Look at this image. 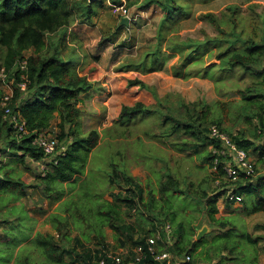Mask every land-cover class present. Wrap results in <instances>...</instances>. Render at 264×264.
<instances>
[{
	"label": "trees",
	"instance_id": "obj_1",
	"mask_svg": "<svg viewBox=\"0 0 264 264\" xmlns=\"http://www.w3.org/2000/svg\"><path fill=\"white\" fill-rule=\"evenodd\" d=\"M85 1L0 0V68L6 72L4 80L12 89L8 107L20 120L25 122L27 131L25 135L18 137L9 118L4 115V107L0 104V152L2 145H5L1 154L11 156L26 169H29L31 161L45 159L44 173L46 172V174L42 178L43 193L51 200H55L65 191L63 188L60 189L56 182L71 181L75 174L80 173L85 164L83 162L99 139L96 130L80 133L77 127L83 112L78 104L82 101V94L87 92L93 83L84 70V73L81 74L76 69L74 58L60 56L58 47L59 39L62 36L60 32L66 30L65 27L69 25L70 19H76L77 23L81 24H93L92 12L94 9L92 4L100 0ZM109 1L120 4L118 0ZM131 1H125L128 9L134 5L140 10L145 6L160 7L164 13L163 19L172 16L182 7L175 0H142L139 6H137L139 1L137 3ZM237 7L228 5L232 14ZM201 15L206 19L209 27L200 28L201 37H187L177 41V45L187 48V54H190L208 43H225V47L216 55L219 61L207 66L201 64L196 72L218 80L221 78L222 72H229L240 67L253 76V79L244 87L237 89L244 101L239 106L243 118L246 121H249L251 117L257 119V124L251 131L252 137L247 136L246 128L244 131L233 133L227 127L221 126L219 116L208 118L209 106L203 99L185 102L183 98L179 97L172 100L171 93L159 97L156 91L152 90L138 76L124 77V87L149 88L156 103L153 106H147L141 99L136 100L133 104L123 103L118 113V122L125 124L147 107L156 108L162 113V122L159 127L160 133L155 136L170 137L173 135L177 137L179 140L174 141L172 145L180 151L189 149L201 151V148H204L202 158L214 174L212 183L217 178H219V182L214 186L207 187H190V184L180 186L173 174L166 173L160 181L161 197L166 199L170 196L197 197L200 201L205 202L208 219L225 227L227 223L230 224V221L225 219L218 221L214 215L218 211L220 198L223 199L228 211H230L231 205L236 203L233 199L224 198L228 189L241 197L240 204H243L244 209L247 208V213L264 210V32L259 38L250 35L244 36L241 30H237L235 19L232 20V27L226 29L213 12ZM105 40L107 38L103 37L98 43ZM169 43L174 45V39H170ZM23 60H25V64L22 65ZM146 69L157 70L158 68L152 66ZM23 80L26 82L25 89H21L18 85ZM5 93L0 92V100ZM57 118L60 119L59 122H56ZM213 124L228 133L238 147L245 149L248 155L253 157L255 168L253 175L246 176L241 171L235 181L224 178L225 171L222 162L224 157L222 154L218 156L212 151L213 147L220 146L219 141L210 136V126ZM43 130L53 131L59 142L65 144L66 148L63 154L50 157L45 155L40 147L32 143L33 136ZM184 135H190L192 139L184 140L181 138ZM216 157H218V162L217 169L214 171L212 166ZM1 163L2 158L0 157V224L3 225L0 228V233H3V240L0 239V264H6L12 257L13 247L17 241L29 235L26 225L29 215L21 207L9 206L18 199L16 193L18 189L25 193L26 185L20 178L13 176V166L9 162ZM112 165L114 164H111L110 184H114L116 176L121 177V184L117 183L120 190L114 194L115 199L121 201L127 216H130L133 209L139 213V217L130 223L124 217H120L114 208H111L113 205L111 202H107V204L101 202L98 205L103 223L110 225L120 236L127 237L119 239L121 247L132 245L128 247L132 249L139 243L145 246L146 237L159 231L161 239L156 244L157 251H170L178 259L183 258L186 254L191 255L197 245L196 243L190 244L188 242L190 240L183 242L181 223L173 226L168 234L165 231L166 220H172L174 217L169 213V207L155 210L153 196H150L148 204L142 203L140 182L131 174ZM209 190L211 196L208 195ZM142 206L151 211L150 214L153 218L144 216ZM68 209L70 206L63 208L67 211ZM58 215V213L53 214L52 220L60 221ZM66 217L68 222L69 214H66ZM73 225L75 226L74 223ZM100 230L96 231V233L98 232L97 244L100 245L97 248L83 247L80 240L77 239L79 237L75 236L74 240H77L76 243L82 247L81 251L75 248L77 244L69 239L71 237L68 238L67 234H62L61 230H57L60 239L69 240L68 245L65 244L66 247L59 245L56 241L48 242V236L36 232L30 242L21 245L17 250L14 255V264L60 263L64 262L65 252L69 255V264H93L94 259L99 257L103 248L107 249L108 246L106 237L99 232ZM36 240L35 246L42 248V252L37 253V258L42 253L49 261L36 263L30 259L32 257L31 246ZM149 258L151 257L149 256ZM192 260L191 255L189 264L192 263ZM153 264H158V262L153 261Z\"/></svg>",
	"mask_w": 264,
	"mask_h": 264
},
{
	"label": "rangeland",
	"instance_id": "obj_2",
	"mask_svg": "<svg viewBox=\"0 0 264 264\" xmlns=\"http://www.w3.org/2000/svg\"><path fill=\"white\" fill-rule=\"evenodd\" d=\"M100 1L92 4L93 24H81L77 23L76 19H70L66 30L60 32L62 36L58 42L61 57L74 58L76 69L81 74L84 73L83 70L92 72L96 68V76L99 77L96 89L91 87V90L82 94L84 105L78 104L79 107L84 109L85 106H89L88 109H92L91 100H95V93L96 114L105 109L110 119L118 115L123 102L133 104L141 99L147 106H153L156 101L149 88L124 87V77L138 76L156 91L159 97L171 93L172 100L179 97L185 102L203 99L209 106L208 118L219 116L221 126L227 127L233 133L244 131L246 128L247 136L252 137L251 131L257 124V119L251 117L246 121L243 118L239 106L244 101L237 89L244 87L253 76L240 67L222 72L218 80L196 72L201 64L207 66L217 63L219 59L216 55L225 47V43H208L199 50L187 54L188 49L177 45V41L187 37H201L200 28L209 27L201 15L206 12L216 14L226 29L232 27V20L235 19L237 30H241L244 36L259 38L264 32V0H175L182 7L166 19H163L164 13L160 7L140 6V10L134 5L129 8V13L134 18L128 19V25L118 23L120 16L112 11L115 3L109 0ZM125 1L128 2L118 0L123 4ZM132 1L136 3L139 1L137 6L142 2ZM228 5L238 6L234 14ZM103 37L107 40L98 43ZM172 38L175 41L174 45L169 43ZM152 66L158 69H146ZM90 81L94 83L92 79ZM7 84L4 83V86ZM4 86L3 88L7 89ZM85 118L86 115H80V123L77 125L80 133H87L92 129L91 123L89 125L88 122H82ZM59 120L57 118L56 122ZM129 122L130 131L118 134L115 141L110 137L116 135L113 130L114 127L118 128V125L115 126L113 121L108 129L105 128L100 143L90 151L89 158L86 157L83 162L84 170L73 180L66 181V188L68 186L67 189L71 191L73 198L56 201L53 206L58 205L56 211L69 214V221L67 222L66 215L62 214L58 215L60 221H51L49 213H55V210L54 207H50L44 209V212H32V216L35 217L26 220L28 231L46 229L53 232L56 228L61 230L62 234H67L68 238L78 236L84 243L83 247L97 248L100 245L97 244L96 231L101 229L99 232L106 237L107 249L125 250L121 247L119 239L127 237L120 236L110 225L103 223L98 208L101 202L104 204L111 202L113 204L111 208L130 223L139 217V213L135 211L127 216L121 201L115 199L114 194L120 190L117 183L121 184V177L116 176L114 184H110L111 164H114L113 167L132 173L140 182L142 203L148 204L150 196H153L155 210L169 207V213L174 217L172 220L167 219L165 224H168L171 230L173 226L181 223L183 242L190 240L188 241L190 244L197 245L191 254L193 257L191 264H256L258 247L256 240L261 237L259 236L261 233L264 235V227L261 226L264 223L262 222L264 210L247 213V208L244 209L239 201L231 205L228 211L226 205H223V199L220 198L218 211L214 217L218 221L229 220L230 224L227 223L224 227L208 219L205 202L197 197L162 198L160 181L166 173L173 174L180 186L190 184V187H207L218 183L216 179L212 183L214 174L202 158L205 149L180 151L172 145L174 141L179 140L177 137L173 135L156 137L155 134L160 133L159 127L162 122V113L156 108L147 107ZM181 138L192 139L190 135ZM3 149L5 145H2L0 157ZM250 158L253 161V157ZM31 168L38 171L33 163ZM63 184L60 181L56 182L60 189L64 187ZM209 192L210 190L208 195L211 196ZM63 204L70 206V209L63 210L65 207ZM142 208L144 216L153 218L150 210L143 206ZM40 231L37 232L40 234L42 233ZM65 240L67 239L62 240L48 235V242L56 241L61 246ZM33 244H37V240ZM42 247L44 248L43 245ZM75 248L78 251L82 250L80 245ZM36 257L35 251L33 259Z\"/></svg>",
	"mask_w": 264,
	"mask_h": 264
},
{
	"label": "built area",
	"instance_id": "obj_3",
	"mask_svg": "<svg viewBox=\"0 0 264 264\" xmlns=\"http://www.w3.org/2000/svg\"><path fill=\"white\" fill-rule=\"evenodd\" d=\"M113 13L119 16H127L129 20L133 19L129 13V9L123 4H114L112 7ZM22 65L25 64L23 60ZM6 72L0 68V80L6 82ZM7 83V82H6ZM18 85L21 89L26 88V82L20 81ZM12 97V89L9 90L1 97L0 104L4 107V115L9 118V121L14 128V132L18 137L26 134V126L23 120L14 114L8 107V101ZM210 136L219 141V147H213L212 151L216 154H222L225 171L224 178L226 180L235 181L243 171L245 175H253L255 172L254 163L248 155L247 151L241 147H238L228 133L222 131L215 124L210 126ZM32 143L40 147L45 155L53 157L56 154H63L65 151V144L59 142L53 131H39L33 136ZM218 157L214 159V165L212 169H217ZM44 169V165H41ZM219 182V178L216 179ZM224 198L239 202L241 197L235 195L231 189L225 192ZM134 211V209H133ZM165 231L168 234L170 232V226L164 225ZM161 239L159 231H155L150 236L146 237V245L139 243L132 248V253L128 249L111 250L103 249L99 253V257L94 259L93 264H153V261H157L158 264H189L191 255L186 254L183 258H175L170 251H157L156 244ZM106 250V251H105ZM149 256L151 258H149Z\"/></svg>",
	"mask_w": 264,
	"mask_h": 264
},
{
	"label": "crops",
	"instance_id": "obj_4",
	"mask_svg": "<svg viewBox=\"0 0 264 264\" xmlns=\"http://www.w3.org/2000/svg\"><path fill=\"white\" fill-rule=\"evenodd\" d=\"M94 68H95V66H94ZM85 73L89 76V79L90 80L92 79L93 82H94L91 89H93V88L96 89V82H98V78H99V77L96 76L97 75L96 74V68L92 72H85ZM4 83H6V82H1L0 81V92H7L9 90V88H11L7 83H6L7 86L6 85L4 86ZM3 86L7 87V89H4ZM81 98H82V96H81ZM94 99L95 100H93V99L91 100L93 108L92 109H88L89 106H85L86 108H84L83 112H82L83 115H86L85 120L83 119L82 122H84V123L88 122L89 125L92 124L91 128L96 130L98 132V134H99V139H98L97 143L95 144V146L92 149H94L100 143V137L102 136L103 130L105 128L111 126L113 124L112 123L113 121L115 122V126L118 125V128L114 127L115 129L113 131L115 132L116 135L110 137V139L112 141H115L118 138V137H116V136H118V134H121L122 132L130 131V122H127L125 124H120L118 122L119 117H118L117 114H116L117 116L115 115L111 119H110L109 113L107 114L105 109H104L103 112H100V114L99 113L96 114V93L94 94ZM123 103H127V102H123ZM79 104H83V98H82V101ZM118 113H119V111H118ZM92 129H90V130H92ZM89 155H90V153H89ZM89 155L87 156V158H89ZM1 158H2V163L9 162V164H11L13 166V171H14L13 176H15L17 178H20L22 180V182L26 185L25 188H24L25 193L21 192V190L18 189L16 191V193L18 194V199L15 200L14 202H12V204H9V206L10 205H14V207H21V208H23L24 211H26L28 213L29 217H35V216H32V212H34V213H36L37 211L38 212H44L43 211L44 209H47V208H50V207L53 208L54 207L53 205H54V203L56 201H60V200L64 201L66 199L73 198V194H71V191L67 189L68 186L66 188V181L63 182L64 183L63 184V186H64L63 189L65 191L62 194H60L55 200H51V198L47 197L43 193L44 182H43L42 178L45 176L46 172L44 173L45 168L42 169L41 165L45 164V162H44L45 159L44 160H38V161H31L29 163V165H30L29 169H26L21 163L13 160V158L11 156H8L6 154H2ZM31 163H33V164H35L37 166V169H38L37 172L32 170ZM82 170H84V169L82 168ZM79 174L80 173L75 174L73 176L72 180L74 179L75 176H77ZM130 174L132 176H134L132 173H130ZM106 193L107 192H105L104 195H106ZM62 201H61V203H62ZM223 205H224V203H223ZM57 207H58V205L56 207H54V210H55L54 212L58 213V214H62L63 216H65L66 214L64 212L60 213L59 211H56ZM51 213H49L50 214L49 216H50V220L53 221L52 220V215L55 214V213H53V212H51ZM262 222H264V221H262ZM2 226L3 225L0 224V228ZM261 226L264 227V223ZM54 230L55 231H53V232L46 231V229H44L43 231L34 230V232L33 231L32 232L28 231V233H29L28 237H25V238L20 239L19 241H17V244L13 247L14 251H13V254L11 255L12 257L8 260V262L6 264H14V255L17 253V250L20 248L21 245L30 242V240H32L34 234L37 231L42 232V234L45 235V236L53 235V236L57 237L58 239H60V236H58L59 232L55 228H54ZM259 236H261V237L257 238L258 240H256L257 241V245H258V247H256L257 248L256 249V252H257L256 264H264V235L261 233ZM70 237L71 238H69V239L74 241V244H75L77 240L75 241L74 239L76 237L75 236H70ZM0 239L3 240V233H0ZM68 241L69 240H65V243L63 244V246H65V244ZM76 244H77V246L79 245L78 243H76ZM81 244L83 245L84 243L81 242ZM67 245H68V243L66 244V246ZM131 246L132 245H127V246L122 247V248L128 249L131 252L132 249L128 248V247H131ZM35 251L37 253L39 251L42 252V248L40 246L38 247V246H35V245L31 246L32 257L30 259L33 260L32 262L39 263L40 261H49L46 258L45 255L43 256L42 253H41V255L38 258L36 257L35 259H33ZM4 253H6V252H4ZM68 258H69V255L67 254V252H65V255H63L64 262H60V263L50 262V263L51 264H69L68 262L70 261L69 260L70 258L69 259Z\"/></svg>",
	"mask_w": 264,
	"mask_h": 264
},
{
	"label": "water",
	"instance_id": "obj_5",
	"mask_svg": "<svg viewBox=\"0 0 264 264\" xmlns=\"http://www.w3.org/2000/svg\"><path fill=\"white\" fill-rule=\"evenodd\" d=\"M119 23L121 24V25H128V23H129V21H128V17L127 16H122V17H120V19H119ZM200 233V232H199Z\"/></svg>",
	"mask_w": 264,
	"mask_h": 264
},
{
	"label": "clouds",
	"instance_id": "obj_6",
	"mask_svg": "<svg viewBox=\"0 0 264 264\" xmlns=\"http://www.w3.org/2000/svg\"><path fill=\"white\" fill-rule=\"evenodd\" d=\"M122 17V16H121Z\"/></svg>",
	"mask_w": 264,
	"mask_h": 264
}]
</instances>
